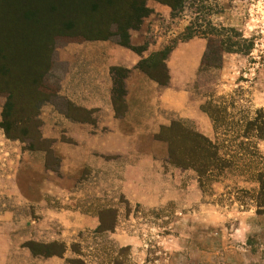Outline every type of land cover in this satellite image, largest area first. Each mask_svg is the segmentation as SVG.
I'll return each instance as SVG.
<instances>
[{
  "label": "rangeland",
  "instance_id": "1",
  "mask_svg": "<svg viewBox=\"0 0 264 264\" xmlns=\"http://www.w3.org/2000/svg\"><path fill=\"white\" fill-rule=\"evenodd\" d=\"M185 1V9L175 18L169 7L148 1L154 13L139 30L130 32L131 44L148 46L149 57L186 43L183 40L194 32L189 46L180 51L177 59L172 60L173 54L169 56L168 72L210 118L213 128L210 140L221 145V155L237 164L233 171L202 188L194 171L167 163L165 193L159 195L158 206L120 201L119 223L114 231L84 234L81 244L72 247L62 264H264V215L256 213L252 196L257 185L249 179L252 171L264 169V142L253 134L245 136L246 124L258 112L264 113V0ZM44 23L32 26H45V32L48 19ZM211 26L226 29L225 34L239 41L243 53H225L220 62L211 57L216 66H203L208 39L202 34L211 32ZM51 37L54 41L51 67L45 79L54 96L67 70L59 54L66 46L87 40L60 28ZM117 39L107 41L116 43ZM158 72L161 73L160 67ZM159 78L166 79L162 73ZM50 102L59 103L57 97ZM5 103L6 98L0 94V123ZM213 108L219 111V124H214L210 116ZM2 136L5 133L0 128V141ZM3 147L0 144V149ZM7 186H12L10 181ZM13 202L14 198L8 194L0 195L1 205ZM115 204L113 200L103 206ZM112 224V215L106 213L102 226L111 228ZM6 235L1 229V244ZM0 264H30V261L23 257L5 259L0 251Z\"/></svg>",
  "mask_w": 264,
  "mask_h": 264
},
{
  "label": "crops",
  "instance_id": "2",
  "mask_svg": "<svg viewBox=\"0 0 264 264\" xmlns=\"http://www.w3.org/2000/svg\"><path fill=\"white\" fill-rule=\"evenodd\" d=\"M189 44H180L172 60ZM59 56L67 69L59 103L40 111L46 149L30 150L5 136L0 141V195L14 198L0 204V228L8 233L0 243L5 259L62 264L84 234L98 233L104 210H116L118 224L120 201L159 205L168 160V145L158 138L163 127L178 121L213 135L210 118L172 73L170 86H162L139 70L148 51L139 55L111 41H86L66 46ZM114 70L127 73L121 109L114 104ZM113 200L114 206H103ZM28 242L61 244L65 252L34 256Z\"/></svg>",
  "mask_w": 264,
  "mask_h": 264
},
{
  "label": "trees",
  "instance_id": "3",
  "mask_svg": "<svg viewBox=\"0 0 264 264\" xmlns=\"http://www.w3.org/2000/svg\"><path fill=\"white\" fill-rule=\"evenodd\" d=\"M148 1L150 0H0V94L6 98L0 128L6 138L23 142L30 150L46 149L40 133V106L51 103V99L57 97L59 92L58 90L53 96L45 79L51 67V46L54 43L51 35L57 28L71 36L81 35L87 41H107L117 37L116 43L141 55L148 50V46H133L130 32L139 30L143 21L154 13L148 6ZM152 1L169 7L174 18L185 9L186 3L185 0ZM47 19L48 27L45 32V26H32H37L38 23L44 25ZM50 19L53 21L51 24ZM210 29L211 32L202 34L208 39L203 66H216V60L220 62L225 53H243L239 41L225 34L226 29L214 26ZM194 36L192 31L183 42L190 41ZM176 47L177 45L166 48L144 58L138 64L139 70L160 85L168 86L171 77L166 61ZM249 50L248 48L247 51ZM211 57L216 60L212 61ZM40 61H44L41 66ZM159 67L165 81L159 78ZM114 73L117 76L114 104L121 109L125 96L123 79L127 73L124 70H114ZM218 112L216 108L211 110L210 116L214 124H219ZM250 134L264 142L262 111L246 124L245 136L249 137ZM158 138L168 145L167 163L184 171H194L202 188L233 171L237 164L227 155H221L220 144L182 122L173 121L169 126L163 127ZM246 152H249L248 149ZM249 179L257 185L252 196L256 213L264 215V169L252 171ZM106 213L112 215L111 228L102 226ZM116 223L117 211L106 209L102 213L97 232L114 231ZM26 247L34 256H61L65 252V247L61 244L28 242Z\"/></svg>",
  "mask_w": 264,
  "mask_h": 264
}]
</instances>
